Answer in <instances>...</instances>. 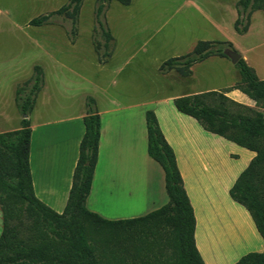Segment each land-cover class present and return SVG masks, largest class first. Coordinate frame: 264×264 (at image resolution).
Here are the masks:
<instances>
[{"label": "trees", "instance_id": "1", "mask_svg": "<svg viewBox=\"0 0 264 264\" xmlns=\"http://www.w3.org/2000/svg\"><path fill=\"white\" fill-rule=\"evenodd\" d=\"M114 1L122 6L130 2ZM80 2L69 0L55 12L31 19L28 25L39 27L49 16L66 13L69 8L73 17ZM235 9L237 18L233 30L241 35L247 30L250 13L261 11L264 16V0H238ZM100 11L101 5L96 9L97 24L101 27L97 19ZM242 19L245 23L238 28ZM105 37L111 39L109 33H105ZM225 51L235 52L228 42L198 41L189 53L165 60L159 69H174L187 77L191 65L211 56L226 59ZM234 67L239 79L232 87L180 96L174 98L172 104L177 112L195 120L205 132L254 153L227 194L249 215L263 249L260 253H247L233 264H264V79H258L242 58ZM28 84L26 93L21 87L14 91V105L21 117L19 128L0 133V264H203L193 240L192 208L173 152L150 110L144 113L146 154L162 170L167 197L164 205L143 216L123 220H106L85 208L100 129L91 98L85 101L84 131L62 212L52 211L35 198L28 167L27 116L42 85L38 66L33 67ZM231 90L246 96L254 103V108L227 98L225 94ZM225 208L235 231L220 232L217 228L220 222L213 219L204 225L207 232L199 231L196 238L206 260L211 257L214 264L221 263L223 255L216 254V250L224 248L225 242L231 243V234L242 235L248 228L241 211L227 205ZM221 224L228 222L222 220Z\"/></svg>", "mask_w": 264, "mask_h": 264}, {"label": "crops", "instance_id": "2", "mask_svg": "<svg viewBox=\"0 0 264 264\" xmlns=\"http://www.w3.org/2000/svg\"><path fill=\"white\" fill-rule=\"evenodd\" d=\"M237 1L230 3L229 6L223 4V0L209 3L205 1L203 4L211 7L202 6V11L197 8L196 0H183L176 11L180 12L183 9L191 11V14H198L203 29L217 32L219 28H223V22L220 21L222 18L219 17L223 10H229V13L233 15V27L237 17L235 9ZM108 33L111 37L112 52L107 64L112 62L113 67L107 68L105 65L107 69L105 66L101 69L100 65H93L95 72L93 80H91L92 83H90L92 85L91 93H80L76 97L77 99H74L61 89L62 86L48 87L42 79V85L35 96L32 110L27 116L30 129L28 167L33 194L38 201L52 211L62 212L77 159L78 144L84 131L82 117L86 113L85 99L91 98L94 103L93 108L100 120V129L96 164L92 173L90 189L84 202L85 208L106 220H123L143 216L164 205L167 202V197L164 192L162 170L146 154L144 113L150 110L155 115L164 140L173 152L182 187L192 208L195 248L203 264H214L211 257L206 260L202 254L197 244V234L199 231L202 233L206 231L204 225L213 219L220 222L217 223L220 232L235 231L228 221V211L225 208L226 205L233 206V201H230L227 192L238 174L253 158L254 153L205 132L195 120L177 112L173 107L172 100L180 96L221 91L232 87L239 79L238 77L237 81L231 80L218 87L186 90L185 86L192 85L195 81L193 76L195 66L208 60L229 64L233 67L234 65L225 58L211 56L191 65L188 77H177L176 86H182L184 89L173 96L148 102L120 99L113 93L118 91L117 88H120L122 95L124 91L122 87H117L118 82L115 78L127 63L125 61L120 63L118 58L116 59L123 49L118 45L114 36L109 31ZM156 34L157 32L154 31L151 36ZM214 37L211 33L197 34L189 44L190 51L198 41L216 42L217 38ZM140 46L141 44H138L134 48L133 54H130L131 57H135L137 54L146 56L149 53V50L144 47L140 48ZM46 48L47 51L54 52L47 46ZM179 56L182 55L177 54L170 58ZM241 57L247 63L246 57L240 55ZM165 60L158 61L156 67H159ZM250 68L258 79H264V71L260 73V78L257 76L256 69L252 66ZM234 69L236 70L235 67ZM41 70L43 75L44 67ZM98 70H102V73ZM225 96L236 103L254 108V103L237 90H231ZM38 98H41L42 118L38 122H32L30 118L36 108ZM70 99L72 101H69ZM20 118L19 116L16 126L0 130V133L18 129ZM240 163L239 170L234 172L233 165L234 167L235 165L239 166ZM135 187L137 190L144 191L142 204L133 203ZM117 202L122 205L126 203V208L123 209L122 206L115 204ZM242 214L246 222L251 225V219L247 212L242 211ZM222 220L228 224L222 225ZM256 233L254 236H259ZM259 239L261 240L260 237ZM257 247V250H251L248 253H260L263 249L262 240L259 241ZM239 258H234L230 264L235 263Z\"/></svg>", "mask_w": 264, "mask_h": 264}, {"label": "rangeland", "instance_id": "3", "mask_svg": "<svg viewBox=\"0 0 264 264\" xmlns=\"http://www.w3.org/2000/svg\"><path fill=\"white\" fill-rule=\"evenodd\" d=\"M205 1L216 2L196 0L197 8L202 11V6L210 8L211 6L203 4ZM234 1L223 0V4L229 6ZM68 2L69 0H0V130L16 126L19 114L13 104L14 91L16 87H21L27 92L34 66H38L40 70L44 67L45 73L42 75L41 70V76L48 87L62 86L61 89L74 99L80 93H91L90 83L95 72L93 65L98 64L101 69L105 65L107 68L113 67L112 62L107 64L112 52L111 39L105 37L108 31L123 49L116 59L120 63H127L115 78L117 87H122L124 91L122 95L120 88H117L118 91L113 93L120 99L148 102L181 92L184 87L176 86V79L183 76L175 70L161 71L156 66L158 61L188 53L191 49L189 44L197 34L211 33L217 41L230 43L234 53L244 55L247 66L256 69L257 76L261 78L260 73L264 71V16L261 11L250 13L247 30L241 35L233 30V15L229 10H223L219 14L223 28L214 32L203 29L198 14H191V11L183 9L176 11L183 0H130L127 6L114 0H81L73 17L69 8L66 13L49 16L39 27L28 25L31 19L55 12ZM99 5L101 11L97 19L101 27L96 20ZM244 23L245 20L242 19L238 28ZM154 31L157 34L151 36ZM138 44H141L140 48L149 50V53L146 56L137 54L131 57L130 54H133ZM46 46L54 52L47 51ZM226 60L232 64L229 57ZM98 71L102 73V70ZM193 73L195 81L192 85H186V90L218 87L238 79L232 65L214 60L195 66ZM35 107L30 118L32 122H38L42 118L41 98H38ZM241 163L239 166L233 165L234 172L239 170ZM133 194V203L142 204L144 191L135 187ZM115 204L126 208V203ZM232 205L234 210L245 211L234 202ZM250 222L251 225L246 222L248 228L242 235L232 233L231 243L225 242L224 248L221 247L223 250H216V254L223 255L220 264H230L234 258L257 250L261 240L259 236H254L255 228L251 220ZM205 244L207 246L208 241L205 240Z\"/></svg>", "mask_w": 264, "mask_h": 264}, {"label": "water", "instance_id": "4", "mask_svg": "<svg viewBox=\"0 0 264 264\" xmlns=\"http://www.w3.org/2000/svg\"><path fill=\"white\" fill-rule=\"evenodd\" d=\"M224 54L230 58L231 63L234 65L238 59L240 58V56L234 52L231 51H225Z\"/></svg>", "mask_w": 264, "mask_h": 264}]
</instances>
